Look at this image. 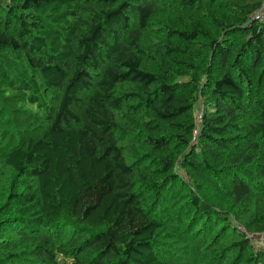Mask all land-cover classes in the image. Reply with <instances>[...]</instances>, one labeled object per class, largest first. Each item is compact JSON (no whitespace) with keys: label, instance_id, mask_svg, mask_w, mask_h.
<instances>
[{"label":"trees","instance_id":"obj_1","mask_svg":"<svg viewBox=\"0 0 264 264\" xmlns=\"http://www.w3.org/2000/svg\"><path fill=\"white\" fill-rule=\"evenodd\" d=\"M0 264H264V0H0Z\"/></svg>","mask_w":264,"mask_h":264},{"label":"built area","instance_id":"obj_2","mask_svg":"<svg viewBox=\"0 0 264 264\" xmlns=\"http://www.w3.org/2000/svg\"><path fill=\"white\" fill-rule=\"evenodd\" d=\"M256 19H261L262 18V13L261 11L257 12L256 15H254ZM201 116L197 115L196 120L197 122L200 120Z\"/></svg>","mask_w":264,"mask_h":264},{"label":"rangeland","instance_id":"obj_3","mask_svg":"<svg viewBox=\"0 0 264 264\" xmlns=\"http://www.w3.org/2000/svg\"><path fill=\"white\" fill-rule=\"evenodd\" d=\"M197 115H198V114H197ZM252 237L255 238L256 243H258L259 240H260V238H261V236H259V235H253ZM254 246H255V247H258V246L263 247V245H257V244H255ZM165 249H166V247H165Z\"/></svg>","mask_w":264,"mask_h":264}]
</instances>
